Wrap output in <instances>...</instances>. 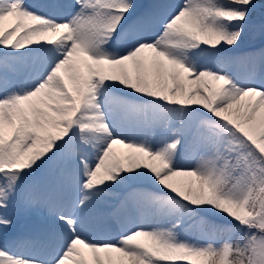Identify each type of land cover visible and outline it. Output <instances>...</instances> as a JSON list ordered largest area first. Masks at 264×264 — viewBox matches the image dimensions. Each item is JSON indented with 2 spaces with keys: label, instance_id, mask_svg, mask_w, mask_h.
I'll return each instance as SVG.
<instances>
[{
  "label": "snow or ice",
  "instance_id": "obj_1",
  "mask_svg": "<svg viewBox=\"0 0 264 264\" xmlns=\"http://www.w3.org/2000/svg\"><path fill=\"white\" fill-rule=\"evenodd\" d=\"M257 35L264 0H0V264H264Z\"/></svg>",
  "mask_w": 264,
  "mask_h": 264
},
{
  "label": "rangeland",
  "instance_id": "obj_2",
  "mask_svg": "<svg viewBox=\"0 0 264 264\" xmlns=\"http://www.w3.org/2000/svg\"><path fill=\"white\" fill-rule=\"evenodd\" d=\"M33 2H37V0H33ZM256 40L255 43H253ZM260 37L259 35H257L255 38L246 41V43L243 45L242 49L236 53L235 55H245V53L249 52V51H253V50H258V46L260 44ZM257 44V45H255ZM264 44V41L261 45ZM207 63L212 64L213 66L215 65L214 61H206ZM230 65H235V64H229L227 65L228 69L230 71H232L233 73H235V69L231 68ZM246 73L248 72V68L246 66L245 69ZM116 149L118 151H126L125 149H123V147L121 145H116L115 146ZM37 180L40 179L39 177H36ZM106 209L103 206H100V208L98 209V214L99 215L96 220H95V226L92 228V230L89 232V235L91 238L96 239V240H109L111 237L115 236L116 237V232H113L112 230L108 229L107 227V215H105L106 213ZM113 220L115 222H117L116 217H112ZM190 229V230H189ZM186 231V237L193 240V242H196L197 240L200 239V235H199V230L195 229V228H189ZM183 238V237H182Z\"/></svg>",
  "mask_w": 264,
  "mask_h": 264
},
{
  "label": "bare ground",
  "instance_id": "obj_3",
  "mask_svg": "<svg viewBox=\"0 0 264 264\" xmlns=\"http://www.w3.org/2000/svg\"><path fill=\"white\" fill-rule=\"evenodd\" d=\"M255 42H256V40L253 43H255ZM262 43H263V41L261 40L258 48H260L261 46H264V44L261 45ZM255 45H257V44H255ZM237 56L243 57L244 55H237ZM232 64H235V65H230L231 68L235 69V74L241 75V76L246 74L245 69H246L247 65L245 63H243L242 61H236V62H233ZM22 229L25 232H28L30 230V228L28 226H24V227H22ZM211 238L219 240L221 237L220 236H213Z\"/></svg>",
  "mask_w": 264,
  "mask_h": 264
}]
</instances>
